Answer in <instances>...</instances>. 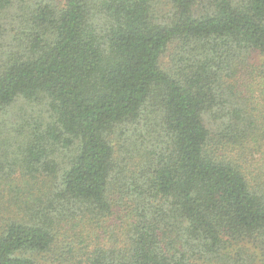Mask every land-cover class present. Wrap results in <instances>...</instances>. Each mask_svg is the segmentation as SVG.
<instances>
[{
    "label": "trees",
    "instance_id": "16d2710c",
    "mask_svg": "<svg viewBox=\"0 0 264 264\" xmlns=\"http://www.w3.org/2000/svg\"><path fill=\"white\" fill-rule=\"evenodd\" d=\"M0 264H264V0H0Z\"/></svg>",
    "mask_w": 264,
    "mask_h": 264
}]
</instances>
